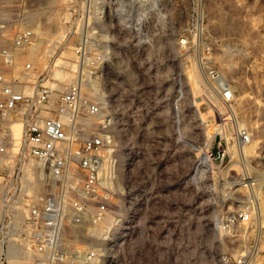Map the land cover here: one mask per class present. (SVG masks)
<instances>
[{"label":"rangeland","instance_id":"1","mask_svg":"<svg viewBox=\"0 0 264 264\" xmlns=\"http://www.w3.org/2000/svg\"><path fill=\"white\" fill-rule=\"evenodd\" d=\"M69 1L0 0V41L33 29L38 51L17 49L16 68L32 65L27 84L47 70L59 91L74 78L77 44L101 55L97 83L114 139L106 154L127 216L118 217L125 239L114 264H236L241 254L264 264V0H136L134 27L119 21L112 0L88 34L64 16ZM30 11L39 12L31 21ZM193 68L205 82L197 95ZM57 69L71 81L58 82ZM211 71L234 87L237 115L218 122L211 114L204 130L190 100L208 112L205 90H220ZM239 130L249 134L247 145L255 141L254 153L238 147Z\"/></svg>","mask_w":264,"mask_h":264},{"label":"built area","instance_id":"2","mask_svg":"<svg viewBox=\"0 0 264 264\" xmlns=\"http://www.w3.org/2000/svg\"><path fill=\"white\" fill-rule=\"evenodd\" d=\"M111 1L70 0L64 16L78 20L76 31L88 34L108 15L105 5ZM35 39L33 29L26 28L9 44L0 41V264H92L98 259L114 264L124 237L102 229L110 210L101 183L110 163L106 153L114 144L108 132L112 117L82 91L99 87L101 55L80 42L74 48L73 81L63 90L53 87L47 70L27 84L22 77L33 67L16 68L14 52ZM209 74L220 86L222 101L230 104L229 86L217 72ZM95 117L102 122L88 134L87 121ZM236 136L239 143L249 141L244 131ZM251 262V255L241 254L236 264Z\"/></svg>","mask_w":264,"mask_h":264},{"label":"bare ground","instance_id":"3","mask_svg":"<svg viewBox=\"0 0 264 264\" xmlns=\"http://www.w3.org/2000/svg\"><path fill=\"white\" fill-rule=\"evenodd\" d=\"M45 1H46V3L48 2L50 4L55 2V0H45ZM116 1H117V4H118V9H116L117 11L115 13L118 16L119 21H122L125 24H128L129 26L130 25H133V27L136 26L137 24H139V23H137V21L140 20V18H139L141 16L140 15V12H142V11H141V7L135 8V6H136L135 1L136 0H116ZM38 13L39 12L30 11V12H27L26 15L25 14L24 15H25V18H27V19H29V21H31V20L37 18ZM37 34L43 35V32H41L40 30H38L37 31ZM40 44H41V41L40 40H38V39L35 40V42L29 47V48H31L32 53H35L36 51H38V47H39ZM151 50H152V48H150L149 51L147 52L148 55H150L149 53H151ZM18 52L19 51H15L16 55H18ZM57 63L59 65H68V66L71 65L68 62L61 61L59 59H58ZM229 64H231V63H229ZM229 64H227V65L229 66ZM223 66H224V64H223ZM228 66L226 68L229 69L228 70V73H229L231 66H229V67ZM233 69H234V67H233ZM233 69L231 68V70H233ZM219 73H220V71H219ZM187 74L189 76L188 79L190 80V85L192 86V92H193L194 95H197V93H199L203 89L202 88L200 90V86L201 85L199 84L201 81L203 82V80L200 79V75H199L198 71L196 69H194V68L192 70H190L189 72H187ZM221 75H224V74H221ZM54 76L56 77V79L58 80V82L71 81V79L69 78V73L64 72L61 69H57L55 71V75ZM227 77H228V75H227ZM202 82H201V84L205 83V82H203V83ZM228 84H230V83H228ZM206 85H205V87H207ZM228 86H229L231 92L234 94V92H235L234 91V87L232 85H228ZM53 87L56 88L58 86H57V84L56 85L53 84ZM25 90L28 91V92L30 91V89H28V88H26ZM82 91L92 101H96V102H99L102 105H105L103 93L99 92V87H97L95 84L92 85V86H85V87H83ZM206 91L207 90H205V92H204V94L206 95V96L204 95L206 99L204 98L203 95H202V97L205 100H207L206 102L209 105L208 112L205 113V112H202L201 111V109H200L201 102H199V100L197 101L196 100L197 98L196 99L193 98L192 100H190L193 114H194V116L198 120L200 119V121L202 122V128L204 130L205 129H209V128L212 127V125L210 123H208V121H207V117L209 115H211V114H214L215 116H218V122H221L222 120L224 121L226 119V118H224L225 117L224 114H227L228 113V114H230V116L237 115L236 114L237 111H235L236 109H234L235 107H233L230 104H225L222 101V99L220 97L221 90H218L217 91V89H216V92H214V93L212 91H209V90H208V92H206ZM197 97H199V96H197ZM234 97L236 98V96H233V98ZM222 108H225L227 110V112H224V110ZM96 119H97V117L92 118V119L88 120L87 123H89V125H91V126H96V125H98ZM237 125L239 127H241V128L245 126V124L243 123V121L242 122L238 121L237 122ZM13 130H14L15 137L18 138L19 135H20V132H21V125L19 123H17L14 126ZM237 144H238V147L240 149H243L244 148V153L246 155L255 152V147H256L255 146L256 145L255 141H252V143H250L249 145H247L246 143H239V140L237 138ZM112 175H114L113 174V165L112 164L111 165H107L104 168V170L102 171V173H101V183H102L103 187H105L107 190L111 189V190H115V192H114L113 195H111V193H113L112 191H110L111 193L107 192V200H108V203H109L108 205H109V209H111V211H109V213L107 214V216L105 218V221L103 222L102 229H105V230H108V231L111 230L113 232V235L114 236H119V235H121V234H123L125 232V229H122L121 228V225H123V224H121V220H119L118 217H122V219H123V218H126L127 216L125 215L126 213H124L125 212V206H120V204H117L118 199L117 200L114 199L116 196L117 197H120V193L119 192L122 191V190L118 191V188L119 187H114L113 186L114 185L113 184L114 182H112L113 181L112 180ZM115 186H118V185H115ZM36 187H37L38 190H40L41 189L40 183L36 184ZM120 201H121V199H120ZM135 201H136V199H135ZM128 207H129V205H128ZM262 223L264 224V221H262ZM256 261L257 260L254 258L252 260L251 264H256ZM92 264H101V260L100 259L95 260Z\"/></svg>","mask_w":264,"mask_h":264}]
</instances>
